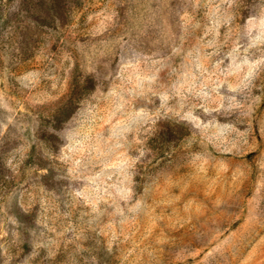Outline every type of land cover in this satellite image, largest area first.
<instances>
[{
  "label": "rangeland",
  "instance_id": "1",
  "mask_svg": "<svg viewBox=\"0 0 264 264\" xmlns=\"http://www.w3.org/2000/svg\"><path fill=\"white\" fill-rule=\"evenodd\" d=\"M0 264H264V0H0Z\"/></svg>",
  "mask_w": 264,
  "mask_h": 264
}]
</instances>
